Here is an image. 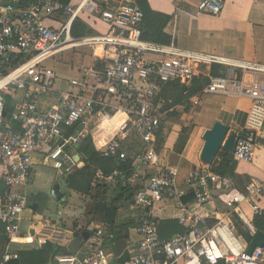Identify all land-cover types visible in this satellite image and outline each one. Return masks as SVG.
<instances>
[{
	"label": "built area",
	"instance_id": "1",
	"mask_svg": "<svg viewBox=\"0 0 264 264\" xmlns=\"http://www.w3.org/2000/svg\"><path fill=\"white\" fill-rule=\"evenodd\" d=\"M224 6L225 0H202L198 8L220 15ZM143 19L137 0H0V188L5 187L0 191V237L9 247L67 241L65 231L41 222V230L32 227L33 234H24L25 187L35 156L42 155L45 165L66 177L78 168L76 151L95 125L117 120V132L101 153L114 158L119 168L97 176L134 189L139 238L126 264H264V247L248 253L249 243L238 232V225L251 239L259 232L254 220H264V180L254 178L241 188L206 164L184 174L163 163L156 147L167 113L159 100L164 86L182 81L190 87L198 76L209 77L201 94L248 99L246 130L264 140V64L144 39ZM77 20L94 33L73 35ZM99 23L107 29H96ZM80 48L90 50L93 64L77 66L73 78H61L54 65L48 66ZM97 56L103 58L102 66ZM214 64L224 66L225 74L209 75L206 70ZM192 102L199 105L200 96ZM133 134L145 148L127 175L121 168L127 159L123 145ZM255 149V143L240 139L234 159L251 163ZM187 195L192 196L189 202L183 200ZM212 202L219 208L204 211ZM169 203L180 210L176 219L186 231L162 238L158 212ZM243 204L251 207L252 219ZM92 230L77 253L57 255L56 264H111L116 255L106 241L114 235L94 224ZM18 258V249H8L2 263Z\"/></svg>",
	"mask_w": 264,
	"mask_h": 264
},
{
	"label": "crops",
	"instance_id": "2",
	"mask_svg": "<svg viewBox=\"0 0 264 264\" xmlns=\"http://www.w3.org/2000/svg\"><path fill=\"white\" fill-rule=\"evenodd\" d=\"M148 1L153 10L171 16V20L165 28V32L172 37L171 43H175L177 46L188 50L215 54L231 59L261 62L264 64V0H225V6L220 15H211L199 11L198 7L202 0ZM95 27L100 31H105L107 29V27L101 23L97 24ZM213 66H215V64L211 65L209 70H206L209 75ZM225 72L226 70L224 74ZM59 76L61 78H73L64 77L60 74ZM196 96H200V104L195 105L198 106L199 109L194 113L192 119L193 123L197 125L193 124V127H191L190 124L184 125L190 127V130L183 149L180 152L175 151V146L183 126H179L178 130L168 131L167 135L165 134L166 137L161 149H157L161 152L163 163L168 166L178 167L184 174L204 164L200 159V154L204 145L203 136L205 131L212 128L215 122L220 121L230 127L231 133L244 132L246 130L248 111L251 106V102L248 99H241L234 96L204 95L200 93L191 98L192 104V99ZM118 125L119 122L117 120L114 123L95 125L90 137L98 152L101 153V150L104 149L107 143L112 139L113 135L117 132ZM255 147V159L253 162L247 163L237 161L235 175L232 178H234L236 184L241 188L250 183L254 178L264 180V146L258 143L256 144L255 142ZM77 152L78 151H76V155H79ZM80 160L81 157L79 155V163ZM35 161L32 178L25 188L33 184L35 175L37 174V166H49L54 169L52 166L43 163V157L40 154L35 156ZM99 172L101 171H98L97 174ZM182 179L181 176L178 178L179 183H181ZM112 189L113 187H111L110 192ZM114 190L116 192L113 196L119 193L116 187H114ZM26 193L27 196H30L28 192ZM64 197L65 194L63 193V198L60 201H62ZM98 203L99 201L95 200V204L97 205ZM262 204L264 206V198ZM94 205L89 211V213L93 215L99 212L96 207L94 208ZM119 206L116 224L124 225L129 222L133 224L128 228L127 239L112 242L115 238V232L111 230L107 223H101L102 226H104L103 228L91 222L87 230H83V228L77 230V232H81L80 230H82L80 236H76V231L71 232L70 230L58 227L57 229L66 232V234L64 233V237L67 238V241L63 239V244L61 245L69 247L75 239H81L82 245V241L85 240L83 238V233L88 232L89 237L92 236V225L94 224V226L105 229L106 232L114 235V237L106 241V243H109L110 250L116 255V259L129 252L130 247L139 238L136 231L138 213L132 207L131 202L122 200ZM219 206V203L212 202L205 207L204 211L210 212L216 207L219 208ZM241 208L246 216L250 219L253 218L252 209L249 205L243 204ZM124 209L126 213L123 211ZM158 213L159 218H177L181 212L175 208L172 203H169L166 209H162ZM30 214L31 212L25 213L22 226L23 231H30L32 234V227H38L35 222L36 219L39 218L35 215V212L33 215ZM100 216L104 215L101 213ZM120 216H131L132 219L120 220ZM50 220L53 226L60 223V219ZM24 222L26 224L25 226ZM24 234L26 235L27 233L24 232ZM242 239L247 242L243 236ZM69 240H71V242ZM119 245H122V249L117 255L112 247ZM0 264H3L2 260Z\"/></svg>",
	"mask_w": 264,
	"mask_h": 264
},
{
	"label": "trees",
	"instance_id": "3",
	"mask_svg": "<svg viewBox=\"0 0 264 264\" xmlns=\"http://www.w3.org/2000/svg\"><path fill=\"white\" fill-rule=\"evenodd\" d=\"M62 1L68 2V0ZM137 2L144 12L142 24L143 38L163 44L171 43L172 37L165 32V28L170 22L171 16L153 10L148 0H137ZM86 33H94V30L82 20H77L73 27V35L80 36ZM108 52H112V49H109L108 51L104 50L105 54H108ZM96 61H100L99 66H102L103 58L97 56ZM210 75H224V71L221 66L215 65L212 67ZM208 82L209 77L198 76L193 80L190 87L182 81L167 83L159 97V100L163 103V111H166L169 115L180 117L184 111H180L178 108L185 107V110L188 111L192 104L191 98L199 93L201 94ZM188 128L189 127L186 126L182 128L176 143V147L179 146V143L182 139L183 142L179 150H177L175 147V151L180 152L183 149L188 137V135L184 137V133L190 130ZM131 138H129L123 145V148L127 152V159L122 162L121 168L125 170L127 175H131L134 160L136 159L137 155L145 148L142 140L138 138L142 145L140 147V151L134 150ZM256 142L259 145L264 146V140L258 138ZM163 143L164 134L162 127L158 134L156 146L157 149H161ZM77 151L81 157V160L78 168L68 176L64 177L66 187L68 190L78 192L84 196H91L92 198L99 201L95 207L97 211L100 212V214L102 213L104 215L101 216V221L103 223H107L111 230L115 232V238L112 240V242L127 239L128 228L133 224L129 222L124 225H117L116 221L120 208L119 203L122 200L132 203L134 189L130 186L123 187L121 184H116L114 186L119 190V193L109 200L108 195L113 185L107 184L103 180L99 179L97 172L101 171L104 176L110 175L114 170L119 168V166L116 165V160L111 157H106L98 152L92 142L91 137L86 138ZM236 167L237 161L234 159L233 153H230L226 150H221L214 163L211 165V170L220 175L234 177ZM4 190L5 187L2 185L0 191L3 192ZM183 200L185 202H189L192 200V196H184ZM90 223L91 222H89V224ZM254 223L258 227L259 231H264V221L262 218H257ZM158 228L159 234L162 238H171L177 233L186 231V229L176 218H161L159 220ZM80 231L81 232L76 233V236L81 235L82 230ZM238 232L247 242L251 241L250 235L239 225ZM7 247V240L4 236H1L0 261L7 251ZM69 252L71 251L66 246L48 242L47 244L38 248H19V258L10 261L8 264H56L55 257L57 255ZM128 259L129 253L127 252L121 257L115 259L111 264H126Z\"/></svg>",
	"mask_w": 264,
	"mask_h": 264
},
{
	"label": "rangeland",
	"instance_id": "4",
	"mask_svg": "<svg viewBox=\"0 0 264 264\" xmlns=\"http://www.w3.org/2000/svg\"><path fill=\"white\" fill-rule=\"evenodd\" d=\"M56 62H48V66H55V69L58 74L64 77H74L76 74V67L81 64H93V60L90 56V50L88 49H78L75 51H69L57 58ZM95 64V61H94ZM223 71H225V67L222 66ZM199 107L191 104L188 111L185 110V107H179L178 110L184 111L180 117H175L165 114L164 117V139L165 134L167 135L168 131L178 130L179 126H183L186 124H190L193 127V115L196 111H198ZM170 113V112H169ZM197 125V124H194ZM190 129V127L188 128ZM189 133L185 132L184 137ZM134 150L140 151V147L142 143L138 139L136 135L131 136ZM258 140V138H257ZM183 139L179 143V146L176 147L177 150L180 149L182 145ZM257 144V142H256ZM173 158V157H172ZM171 159V158H170ZM174 161V160H172ZM37 174L35 175L34 182L32 185L28 186L26 192L32 196V200L34 202L33 206L28 207L26 212H31L30 215L38 216L39 219H36V225H39L40 222L48 224L49 229L58 228L70 230L71 232H77V230L82 229L87 230L89 227V222H94L98 226H102L101 214L97 212V214H91L89 211L93 208L95 204L94 198L91 196H83L82 194L68 190L65 184V178L62 176H57V173L54 169L49 166H37L36 167ZM59 184L61 192L65 194V197L62 201L57 202L53 195L52 191L54 185ZM111 192H109L108 198L109 200L115 194L114 187ZM96 205V204H95ZM94 205V208H95ZM126 213V210H123ZM47 219V220H46ZM50 219H60V225L53 226ZM132 219L131 216H120V220ZM59 222V221H58ZM24 222V226H25ZM40 227H37V230H41ZM104 228V226H102ZM105 230V229H104ZM26 233V231H24ZM122 245L113 246L114 252L118 255L121 251ZM18 248H32L30 246L24 245H13L11 247H7L8 249H18Z\"/></svg>",
	"mask_w": 264,
	"mask_h": 264
},
{
	"label": "water",
	"instance_id": "5",
	"mask_svg": "<svg viewBox=\"0 0 264 264\" xmlns=\"http://www.w3.org/2000/svg\"><path fill=\"white\" fill-rule=\"evenodd\" d=\"M203 139L204 145L200 154V159L204 164L211 166L222 149L234 153L240 139L255 143L257 138L255 133L249 130L231 133L230 127L227 124L217 121L212 128L205 131ZM75 159L79 161V155H76ZM52 195L57 202L63 198V192H61L59 184L54 186ZM33 233L34 231L32 230V234ZM83 238L85 240L88 239L89 233L84 232ZM80 247L81 239H75L69 246L70 250L74 253H77ZM256 247H264V232L259 231L251 239L248 245V253H252Z\"/></svg>",
	"mask_w": 264,
	"mask_h": 264
},
{
	"label": "flooded vegetation",
	"instance_id": "6",
	"mask_svg": "<svg viewBox=\"0 0 264 264\" xmlns=\"http://www.w3.org/2000/svg\"><path fill=\"white\" fill-rule=\"evenodd\" d=\"M33 204H34V202L32 200V196H28V205H29V207L33 206Z\"/></svg>",
	"mask_w": 264,
	"mask_h": 264
}]
</instances>
